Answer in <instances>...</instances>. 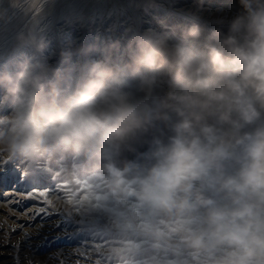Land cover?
Returning a JSON list of instances; mask_svg holds the SVG:
<instances>
[{
    "label": "clouds",
    "instance_id": "1",
    "mask_svg": "<svg viewBox=\"0 0 264 264\" xmlns=\"http://www.w3.org/2000/svg\"><path fill=\"white\" fill-rule=\"evenodd\" d=\"M54 2L0 7V163L54 176L96 264H264V0L126 30L78 70V46L46 52Z\"/></svg>",
    "mask_w": 264,
    "mask_h": 264
},
{
    "label": "bare ground",
    "instance_id": "2",
    "mask_svg": "<svg viewBox=\"0 0 264 264\" xmlns=\"http://www.w3.org/2000/svg\"><path fill=\"white\" fill-rule=\"evenodd\" d=\"M6 3L0 0V7ZM235 3L236 0H156L157 7L145 13L130 8L128 0H55L44 20L48 25L46 52H58L70 44L78 46L80 52L71 61L78 70L84 63L102 58L99 52L84 54L83 49L90 44L104 47L118 41L123 51L129 34L126 30H160L162 23L169 27L191 24L193 20L186 12L197 4L205 21L228 18L235 12ZM6 111L4 108L0 114ZM0 170L4 171L0 177V264H96L98 242L76 227L54 203L53 197L62 194L54 176L43 172L48 178L46 185L33 187L25 184L22 171L3 163ZM42 191L58 195L41 197ZM7 241L13 248L5 246Z\"/></svg>",
    "mask_w": 264,
    "mask_h": 264
},
{
    "label": "snow or ice",
    "instance_id": "3",
    "mask_svg": "<svg viewBox=\"0 0 264 264\" xmlns=\"http://www.w3.org/2000/svg\"><path fill=\"white\" fill-rule=\"evenodd\" d=\"M4 174L3 170H0V177H2ZM18 178V177H17ZM47 177L44 175L43 172H35L34 174L25 177V184H30L33 187H43L47 183ZM31 195V194H30ZM39 195L41 197H45L46 195H58L57 192L53 191L51 193H45V192H40ZM71 223V221H69Z\"/></svg>",
    "mask_w": 264,
    "mask_h": 264
},
{
    "label": "rangeland",
    "instance_id": "4",
    "mask_svg": "<svg viewBox=\"0 0 264 264\" xmlns=\"http://www.w3.org/2000/svg\"><path fill=\"white\" fill-rule=\"evenodd\" d=\"M5 246H7L8 248H13V244L10 241H7Z\"/></svg>",
    "mask_w": 264,
    "mask_h": 264
}]
</instances>
